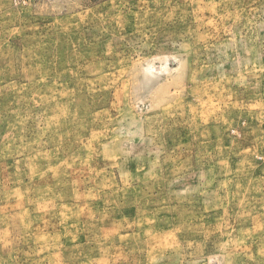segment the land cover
<instances>
[{
	"label": "rangeland",
	"instance_id": "374dc122",
	"mask_svg": "<svg viewBox=\"0 0 264 264\" xmlns=\"http://www.w3.org/2000/svg\"><path fill=\"white\" fill-rule=\"evenodd\" d=\"M0 264H264V0H0Z\"/></svg>",
	"mask_w": 264,
	"mask_h": 264
}]
</instances>
